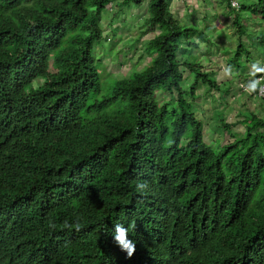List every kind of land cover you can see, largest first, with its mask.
I'll return each instance as SVG.
<instances>
[{
    "label": "trees",
    "instance_id": "16d2710c",
    "mask_svg": "<svg viewBox=\"0 0 264 264\" xmlns=\"http://www.w3.org/2000/svg\"><path fill=\"white\" fill-rule=\"evenodd\" d=\"M170 2L0 0V264H264V118L223 119L229 141L206 143L196 92L221 87L192 52L214 41ZM224 2L228 66L248 80L264 0ZM143 3L150 61L105 81L103 13ZM116 223L136 242L131 258Z\"/></svg>",
    "mask_w": 264,
    "mask_h": 264
},
{
    "label": "rangeland",
    "instance_id": "374dc122",
    "mask_svg": "<svg viewBox=\"0 0 264 264\" xmlns=\"http://www.w3.org/2000/svg\"><path fill=\"white\" fill-rule=\"evenodd\" d=\"M225 0H172L171 9L175 12V15L178 19L189 21L188 14L189 9H193V6H197L195 11L196 16H192L193 21L196 25L203 27L205 25H210V28L213 29L214 21L213 19L220 20L221 23H225ZM236 2H242L244 0H235ZM213 4L211 9L206 11L201 10V5L209 7ZM214 4L216 6L214 7ZM117 4H112L108 6L107 10L103 13L101 26L104 29L105 34L108 37L109 42L104 41L98 44L95 48V55H97L96 60L101 61L102 77L105 81L113 78H123L128 76L132 70H141L147 66L150 58L147 55H144V48L146 46L147 39H150L153 36V32L149 34H143L146 32L147 28L145 26V21L149 17L147 12L148 5L143 3L142 5L136 7H127L125 11H121L117 7ZM189 8V9H188ZM205 17V22L202 21L198 23V18L200 16ZM191 17V16H190ZM209 18V21L207 19ZM219 23V24H221ZM204 24V25H203ZM229 24H227L228 26ZM259 32L264 35V24L259 26ZM229 35H227L222 42L220 39H216V49L208 50L210 52V57H203L204 62L211 63L214 69L213 78L218 82L220 90L212 91L210 94L205 93L204 87H200L196 95L198 99L196 100V109L201 113V116L198 117L205 124V141L208 145H217L219 142L222 145L224 142H228L230 138L228 135L222 136V129L220 130L217 127V123H222L223 119H226L227 123H237L242 120L240 116L248 114L250 112L255 113L256 115L264 118V100H259L253 95L249 94H240L238 91V86L242 87L244 84L238 82L239 78H235L237 69L234 68L235 73L234 77H230L229 81H226V86L221 84V81L218 80L219 76L224 74L223 77L227 78V75L224 73V68L228 66V60L233 56L234 47L236 45V38L234 37V29L228 28ZM207 33V31H204ZM209 37L212 39L213 36L221 37L223 36L222 32L217 31H208ZM114 36H117L114 38ZM113 37V39L111 38ZM138 39H141L137 42ZM136 41V43H135ZM135 45V48H133ZM130 48V49H129ZM129 49L127 57H124V53L121 51H126ZM120 51L121 54L116 57L117 52ZM182 55L186 56L187 50L181 52ZM178 52V59H179ZM258 58V59H257ZM185 59V58H184ZM183 59V60H184ZM195 59V58H194ZM263 59V60H261ZM192 60V58H191ZM249 62L245 61L242 64V77H248L250 68H247V65L250 66L255 60L264 61V48H255L253 57L247 58ZM209 65H207L208 67ZM223 68V69H221ZM233 70V71H234ZM188 74V72H186ZM196 75H188L186 82L184 83V89L187 90L191 84L195 82ZM230 83V84H229ZM42 84V81H37L34 83L35 86ZM227 87V88H226ZM244 88V87H243ZM231 89V90H230ZM229 92V93H228ZM169 98V97H168ZM218 115H223V117H218ZM235 130L241 131L243 127L241 125L236 127Z\"/></svg>",
    "mask_w": 264,
    "mask_h": 264
},
{
    "label": "clouds",
    "instance_id": "9594fccd",
    "mask_svg": "<svg viewBox=\"0 0 264 264\" xmlns=\"http://www.w3.org/2000/svg\"><path fill=\"white\" fill-rule=\"evenodd\" d=\"M224 73L228 76H232L234 74L232 70V66L229 65L225 67ZM250 76L252 78L246 84L244 83V81L241 82L242 84H244V86L243 85L242 87L238 86L239 89L238 91L240 92V94L252 95L255 93H259L264 95V61L255 60L254 62L251 63ZM221 84H223V86H226L227 83L226 84L221 83ZM255 97L258 98L257 95ZM259 100H264V99H259ZM198 113L200 114L199 111ZM216 124L217 127L220 129L221 128L220 123L216 122ZM204 130H205V124H204ZM147 188H148V183L146 181L143 180L136 181V187H135L136 192L143 193ZM66 226L73 227V225H68V224H66ZM74 227L78 230L80 225L76 224ZM112 238L114 240V243L120 248V250L127 254L128 258H131L135 254L136 242L129 238L128 228H126L124 225L120 223L114 224V232L112 234Z\"/></svg>",
    "mask_w": 264,
    "mask_h": 264
},
{
    "label": "crops",
    "instance_id": "0c3cea01",
    "mask_svg": "<svg viewBox=\"0 0 264 264\" xmlns=\"http://www.w3.org/2000/svg\"><path fill=\"white\" fill-rule=\"evenodd\" d=\"M184 2H185V0H183ZM171 2H172V0H171ZM171 2H170V6H171ZM235 3V4H234ZM237 4H239L238 2H236L235 0H233V7H236V8H238V6H237ZM213 6V4L209 7L208 5L205 7L204 5H201V10L202 11H206V10H208V9H211V7ZM216 6V4H214V7ZM224 6H225V2H224ZM197 8V6H193V9H189V11H188V14H190V15H188L189 16V21H182V20H180V19H178V20H180L181 21V23L183 24V25H186V26H191V27H195L196 29H198L199 31H207V34H209L208 33V31H219V32H224V29H227V32H226V34H224L223 36L224 37H216V36H213V38L211 39L212 41H214L215 42V40L216 39H220V41L222 42V40L227 36V35H229L230 33H229V31H228V28H231V24H230V21H229V25L227 26V19H230V17L226 14V13H224L223 15L225 16V23H221V21L219 20H217V19H213V21H214V26H213V29L212 28H210V26H211V24L209 25H205L204 26V28L203 27H200V26H198V25H196L195 24V22L193 21V19H192V16H196V14H195V11L196 10H194V9H196ZM171 11H172V13H175V12H173V10L171 9ZM191 16V17H190ZM197 17H199V15L198 16H196V19H197ZM205 17H203L202 15L200 16V18H198V23H200V22H202V21H204L205 23L204 24H206V23H208V22H206L205 20ZM231 20V19H230ZM207 21H209V18L207 19ZM219 23H221V24H219ZM203 24V25H204ZM253 27L256 29V26L255 25H253ZM206 33V32H205ZM251 33V32H250ZM214 42H211V45L212 46H206V44H201L200 45V47H198V48H195L194 50H193V52H192V55L194 56V57H196L198 60H200V62L202 63V64H204L205 65V70L207 71V72H209V71H212V70H214L213 69V67L214 66H212V64L211 63H206V62H204L203 61V57H210V52H208V50H211L210 48H212V50H215L217 47V45H216V42H215V44H214ZM186 48V47H185ZM189 51H190V48H187V53H189ZM207 65H209L208 67H207ZM221 69H223V68H221ZM224 71V70H223ZM233 73H235V71H233ZM223 75L224 74H222V75H220L219 76V78H218V80L219 81H221V83H225L226 81H229L230 79V77H234V74L232 75V76H228L227 75V78H224L223 77ZM251 77V76H250ZM235 78H237V75L235 76ZM252 78V77H251ZM251 78H246V79H248V80H244V79H239L238 80V82H243L244 81V83L246 84ZM255 97V96H254Z\"/></svg>",
    "mask_w": 264,
    "mask_h": 264
},
{
    "label": "built area",
    "instance_id": "2783aa9c",
    "mask_svg": "<svg viewBox=\"0 0 264 264\" xmlns=\"http://www.w3.org/2000/svg\"><path fill=\"white\" fill-rule=\"evenodd\" d=\"M234 4H235V3H234ZM256 95H257V97H258L259 99H264V95L259 94V93H256Z\"/></svg>",
    "mask_w": 264,
    "mask_h": 264
}]
</instances>
